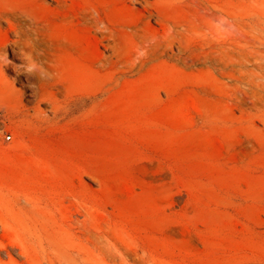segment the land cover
Masks as SVG:
<instances>
[{"label": "rangeland", "instance_id": "obj_1", "mask_svg": "<svg viewBox=\"0 0 264 264\" xmlns=\"http://www.w3.org/2000/svg\"><path fill=\"white\" fill-rule=\"evenodd\" d=\"M58 247L264 264V0H0V258Z\"/></svg>", "mask_w": 264, "mask_h": 264}, {"label": "bare ground", "instance_id": "obj_2", "mask_svg": "<svg viewBox=\"0 0 264 264\" xmlns=\"http://www.w3.org/2000/svg\"><path fill=\"white\" fill-rule=\"evenodd\" d=\"M148 4V3H147ZM147 7V6H146ZM148 10V9H147ZM149 11V10H148ZM56 253L59 254L64 260L65 264H79L76 259L68 252H65L60 247L57 248ZM11 255V253H10ZM0 264H4L0 258Z\"/></svg>", "mask_w": 264, "mask_h": 264}, {"label": "built area", "instance_id": "obj_3", "mask_svg": "<svg viewBox=\"0 0 264 264\" xmlns=\"http://www.w3.org/2000/svg\"><path fill=\"white\" fill-rule=\"evenodd\" d=\"M7 137L10 138V135H8Z\"/></svg>", "mask_w": 264, "mask_h": 264}]
</instances>
